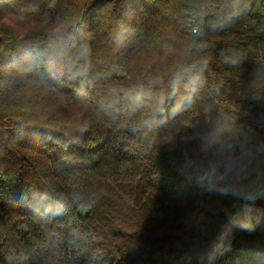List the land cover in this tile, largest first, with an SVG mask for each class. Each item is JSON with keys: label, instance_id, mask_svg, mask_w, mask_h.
<instances>
[{"label": "trees", "instance_id": "trees-1", "mask_svg": "<svg viewBox=\"0 0 264 264\" xmlns=\"http://www.w3.org/2000/svg\"><path fill=\"white\" fill-rule=\"evenodd\" d=\"M0 264H264V0H0Z\"/></svg>", "mask_w": 264, "mask_h": 264}, {"label": "built area", "instance_id": "built-area-1", "mask_svg": "<svg viewBox=\"0 0 264 264\" xmlns=\"http://www.w3.org/2000/svg\"><path fill=\"white\" fill-rule=\"evenodd\" d=\"M187 21L194 22V20H193V19H191V18H188V19H187ZM194 31H196V29H194Z\"/></svg>", "mask_w": 264, "mask_h": 264}]
</instances>
